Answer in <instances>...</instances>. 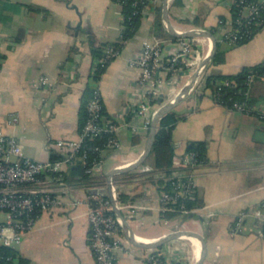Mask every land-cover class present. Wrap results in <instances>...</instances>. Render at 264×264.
<instances>
[{"label":"crops","instance_id":"crops-1","mask_svg":"<svg viewBox=\"0 0 264 264\" xmlns=\"http://www.w3.org/2000/svg\"><path fill=\"white\" fill-rule=\"evenodd\" d=\"M163 1L149 0L134 35L94 80V45L116 41L122 33V7L118 2L0 0V118L5 132L22 142L25 154L36 159L53 158L62 152L55 144L58 139L79 137L80 108L89 86H99L105 115L119 126L116 137L120 147L105 153L101 169L91 175L93 182L86 181L81 159L68 166L66 182L75 194L88 196L92 185L106 184L111 169L135 161L145 150L148 135L131 128L141 123L135 108L142 95L139 70L131 58L140 52L144 41L161 42L164 47L176 41L157 37L153 31L156 9H163ZM233 2L169 0V17L176 28L209 29L219 41L217 49L222 60L212 58L205 76L235 74L245 66L264 61V25L246 42L230 44L223 39L219 20L231 17ZM29 4L45 10L31 11ZM194 38L202 53L208 55L212 40L206 36ZM43 75L54 85L37 87ZM192 75L181 77L176 90H165L163 100L159 102L157 98V105L175 97ZM251 96V111L232 109L216 102L203 81L173 108L184 116L173 132L175 170L192 175L197 197L204 202L194 209L195 214L164 217L162 186L157 182L161 175H154L151 154L135 169L114 175H118L115 179L121 195L135 207L128 219L138 236L157 239L176 229H194L206 238L203 264H264L259 219L249 214L240 229L234 227V219L241 211H252L264 202V84L256 83ZM191 140L206 142L207 160L187 170L180 167V160ZM58 182L45 177L43 186L53 187ZM89 236L87 205H58L40 214L34 228L15 249L29 260L28 264H97ZM184 238L188 237H178L161 246L171 249L168 256L176 262L194 264L200 257L199 245ZM144 249L130 242L117 252L119 264H149L142 258Z\"/></svg>","mask_w":264,"mask_h":264},{"label":"built area","instance_id":"built-area-1","mask_svg":"<svg viewBox=\"0 0 264 264\" xmlns=\"http://www.w3.org/2000/svg\"><path fill=\"white\" fill-rule=\"evenodd\" d=\"M241 3L242 7L236 18L219 20L224 29L223 39L230 44L251 39L254 35V25H264V0H242ZM119 52V48L110 46L105 56L97 59V63L105 67L110 58ZM205 56L194 37H180L167 47L161 42L144 41L140 52L131 58L132 64L139 70L138 85L142 91L135 108L141 123L131 125L134 131L149 134L153 116L161 107L156 103L158 96L165 90H176L181 77L201 69L200 64ZM205 70L206 68L201 70L193 87L202 85ZM257 76L264 80V73L252 71L247 83L251 85ZM53 85L47 75L41 76L36 83L37 87L45 88ZM213 97L216 102L232 109L244 112L252 109L245 100H233L231 105H227L222 95L216 94ZM103 108V96L96 85L93 97L88 101L89 117L79 132V137L58 139L55 144L62 150L60 157L49 159H36L26 155L22 142L16 136L5 132L0 118V213L3 214L0 218V264L6 256L4 248H15L24 235L34 228L42 212L58 205L74 208L81 203L88 207L89 240L96 263L119 264L117 252L124 250L130 241L124 235L114 205H117L127 218L133 216L134 205L121 195L114 177L111 182L112 197L92 193L84 197L75 194L66 182L67 168L77 159H81L86 174L94 175L101 169L105 153L120 147L116 137L119 126L103 113ZM104 135H107L105 140L94 141ZM180 161V167L186 168H193L202 163L196 153L190 151L185 152ZM45 177L59 181L58 185L44 187ZM166 178L172 180L173 186L171 190L162 191L160 194L162 212L171 210L179 198L189 196L196 190L192 175L188 173L175 170ZM106 185L107 181L105 185L91 187ZM182 208L188 211L184 205ZM249 214H254L263 225L264 202L252 211H241L234 219V227L240 229ZM262 234L264 236V231ZM170 250L163 246L145 248L141 255L149 264H174L175 260L168 256ZM6 258L11 257L7 255Z\"/></svg>","mask_w":264,"mask_h":264},{"label":"trees","instance_id":"trees-1","mask_svg":"<svg viewBox=\"0 0 264 264\" xmlns=\"http://www.w3.org/2000/svg\"><path fill=\"white\" fill-rule=\"evenodd\" d=\"M122 7V15H123V29L122 33L116 41H106L96 43L93 47V55L96 59L105 56L107 48L110 46H114L116 48L121 49L124 42L132 37L136 32L137 28L140 25L141 17L145 12L144 7L145 3L148 4L149 0H115ZM242 0H234L232 10H231V19L236 18L239 15L240 9L242 7ZM246 1H256V0H246ZM31 11H40L45 10V8L29 4L28 5ZM223 21H227L228 18L221 17ZM222 27V23H219ZM263 26V25H262ZM261 25H254V34L262 27ZM153 31L155 36L157 37H171L175 40L180 37L173 36L169 33L166 28V25L162 18V7H158L156 9V16L153 20ZM254 36V35H253ZM242 40L237 44L248 41ZM219 48V41H218ZM1 57V56H0ZM213 60H222V53L217 49ZM104 67H101L99 63H97L96 72L92 75L94 80L99 79ZM252 71L264 73V61L256 63L254 65L245 66L241 71L235 74H223V73H207L204 79V87L209 88L213 95L220 94L226 99V104L231 105L233 100H245L251 107L253 104V98L251 96L253 86L257 84H264V80L257 76L251 85L247 83V79ZM95 86H89L86 90V93L83 96L82 104L80 108V123L79 130L81 131L84 124L86 123L89 117L88 111V101L93 97ZM232 97L231 99H229ZM103 113L105 114V110L103 108ZM184 116L179 114L176 110L172 109L167 112L162 119L160 120L159 128L153 143V148L151 151V157L153 158L154 166L153 172L154 175L158 173L161 175L158 178L157 182L162 186V191L171 190L172 189V180L167 179L166 177L171 175L176 166H175V145H174V137L173 132L176 124L179 120H181ZM107 135H104L101 138H96L95 142H101L105 140ZM195 152L196 156L199 160L204 163L207 160V144L203 140H191L187 144L186 152ZM60 157V154H56L53 158ZM187 170L191 168H185ZM184 173V170L181 169ZM87 182H93V178L89 174H84ZM119 175V174H118ZM118 175L114 176L117 179ZM93 180V181H92ZM197 191L195 190L191 195L186 197H181L179 200L173 204V208L171 210H167L162 212L164 217L168 219H172L177 216H188L193 213L195 208L203 206V199L197 197ZM263 203V202H262ZM182 205L185 206L183 210ZM264 231V223L262 225ZM5 255H10V259H7L6 256L2 259L1 264H28L29 260L25 257H22L15 248H4ZM174 264H180L179 262H174Z\"/></svg>","mask_w":264,"mask_h":264},{"label":"water","instance_id":"water-1","mask_svg":"<svg viewBox=\"0 0 264 264\" xmlns=\"http://www.w3.org/2000/svg\"><path fill=\"white\" fill-rule=\"evenodd\" d=\"M169 0L163 1V9H162V17L165 22L166 28L169 31L170 34L176 37H196V36H206L212 40V49L208 55L205 56V58L202 60L200 64L201 69H197L192 77L187 81L185 86L182 88V90L171 100L163 103L161 107L157 110V112L154 114L152 119V127L148 134L147 144L145 147V150L143 153L135 160L128 164L120 165L118 167H115L111 169L107 174V185L102 187H90L88 188V192L92 194H104L109 197H112V187L111 182L115 174L122 173L128 170L135 169L144 161L147 159V157L150 155L153 143L159 128L160 120L162 117L172 110L184 97L187 96V94L190 93L191 89L194 86L195 81L200 76L201 70L205 69L211 59L214 57L217 48H218V40L214 32H212L209 29L205 28H191V29H178L176 28L170 20L169 17ZM203 67V68H202ZM159 102L163 100V94L161 93L158 97ZM114 211L118 217V219L121 222V227L124 232V235L128 241L133 243L134 245L144 247V248H156L164 243L171 241L172 239L178 238V237H190L194 236L201 242V254L198 260L194 264H203L204 259L207 254V242L205 236L200 233L199 231H196L194 229H176L173 230L157 239H142L143 237L138 236L132 227L130 226L129 219L126 217V215L123 213V211L117 206L114 205Z\"/></svg>","mask_w":264,"mask_h":264},{"label":"bare ground","instance_id":"bare-ground-1","mask_svg":"<svg viewBox=\"0 0 264 264\" xmlns=\"http://www.w3.org/2000/svg\"><path fill=\"white\" fill-rule=\"evenodd\" d=\"M191 240H193V241H195V242H197L198 243V248H199V255H200V252H201V244H200V242H199V240L196 238V237H194V236H190L189 237ZM142 239H144V238H142ZM195 248V247H194Z\"/></svg>","mask_w":264,"mask_h":264},{"label":"rangeland","instance_id":"rangeland-1","mask_svg":"<svg viewBox=\"0 0 264 264\" xmlns=\"http://www.w3.org/2000/svg\"><path fill=\"white\" fill-rule=\"evenodd\" d=\"M3 217V214L2 213H0V218H2ZM189 238V237H188ZM188 238H184V239H188ZM185 241H187V240H185Z\"/></svg>","mask_w":264,"mask_h":264}]
</instances>
